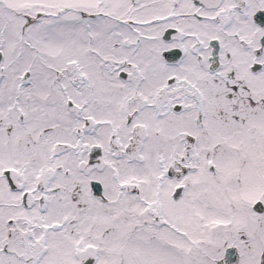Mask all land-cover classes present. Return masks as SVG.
<instances>
[{"label":"snow or ice","instance_id":"obj_1","mask_svg":"<svg viewBox=\"0 0 264 264\" xmlns=\"http://www.w3.org/2000/svg\"><path fill=\"white\" fill-rule=\"evenodd\" d=\"M0 264H264V0H0Z\"/></svg>","mask_w":264,"mask_h":264}]
</instances>
